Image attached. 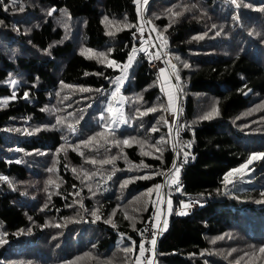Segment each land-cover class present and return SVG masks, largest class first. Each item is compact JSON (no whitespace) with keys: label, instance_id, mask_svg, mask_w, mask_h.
<instances>
[{"label":"trees","instance_id":"trees-1","mask_svg":"<svg viewBox=\"0 0 264 264\" xmlns=\"http://www.w3.org/2000/svg\"><path fill=\"white\" fill-rule=\"evenodd\" d=\"M142 1L0 5V264H138L174 161L151 58L128 61ZM145 9L177 70L181 145L193 143L154 264H264V0Z\"/></svg>","mask_w":264,"mask_h":264},{"label":"built area","instance_id":"built-area-1","mask_svg":"<svg viewBox=\"0 0 264 264\" xmlns=\"http://www.w3.org/2000/svg\"><path fill=\"white\" fill-rule=\"evenodd\" d=\"M141 26L137 29L141 30L143 28L147 29L149 27L151 30H153L155 27L152 28L153 23L151 20L147 17L146 14V5L141 4ZM152 23V25H151ZM137 31L135 33V40L134 44L131 48V52L128 57V61H131L136 55L144 54L151 58V61L149 63L150 67L154 71V73L157 75L159 80L162 78L164 83L166 82L165 75H167L171 82L173 83L176 92L179 93V85H178V75L177 70L174 64V60L172 56L169 53L168 47L166 46L165 39L160 34L159 37L163 39L164 42V51L162 52V55L160 58H157V52L156 47L153 44L152 39L150 38L149 34L146 33V35H143L140 39L137 40ZM157 31V30H156ZM158 32V31H157ZM118 80V86H119V93L121 91V88L124 86V80L120 77H117ZM180 96V95H179ZM121 97V95H120ZM179 97V107L177 111L170 112L171 110H167L166 112V119L170 125L172 135H173V141H174V161L169 168L168 172L164 176L163 183L160 186V195L158 196V204L157 207L144 227V229L140 232V242L141 245H143L142 248V255L138 259V264H154L155 258H156V251L158 247V241L161 237V234L164 233L170 224L171 214L167 212L168 206L167 203L170 200V196L168 194V190L170 188H176V191H181V188L184 186V180L181 177V172L183 170V164L180 162V156L182 155L181 152L184 153V151L188 152V157H192V150H193V143L191 141H187L186 145H181L183 142L184 134L186 132V127L183 123V102ZM124 116V101L122 107H120L117 111L115 108L114 113L111 116V119L109 121V128H113L116 123H119L120 120ZM193 130V129H191ZM187 149V150H186ZM178 169V171H177ZM164 198V204H163V213L162 211H159V205L163 203L160 202L161 197ZM187 205V207H185ZM198 207V200H192L190 202H186L181 204L179 207L176 208L175 213H186L191 212L192 210L196 209ZM171 210V209H170ZM169 210V211H170ZM152 241H155V243H152Z\"/></svg>","mask_w":264,"mask_h":264},{"label":"rangeland","instance_id":"rangeland-1","mask_svg":"<svg viewBox=\"0 0 264 264\" xmlns=\"http://www.w3.org/2000/svg\"><path fill=\"white\" fill-rule=\"evenodd\" d=\"M149 1L150 0H147V2L145 1L144 3H142V4H144L143 6L147 5ZM151 25H152V23H151ZM141 27H144V26L142 25ZM153 27L154 26H152V28ZM146 33L149 34L150 38L152 39L153 44L156 47L155 50L157 52V56L160 58L161 55H162V52L164 51V48H165L163 39L161 37H159L160 34L156 31L155 28L153 30H151L149 27H147V29L143 28V29L137 31V35H138L137 36V40L140 39L143 35H146ZM165 78H166V82L170 83V86L168 85V86L165 87L164 86L165 83H164L162 78L160 79V84H161V86H162V88H163V90H164V92H165V94L167 96L169 106L170 107H174V109L173 108H171V109L169 108L168 110H171L170 112H175V111H177V109L179 107V101L177 100V96H176L179 93L176 92L175 87H174L173 83L171 82V79L167 75H165ZM167 87H169V89ZM170 88H171V90H170ZM178 99H179V96H178ZM123 101H124L123 97L121 96L120 99H119V103L116 106V111L120 107H122ZM162 209H163V205L160 204L159 205V211H162ZM170 213H171V210H170ZM170 213H169V215H170ZM164 228L166 229L168 227L165 226Z\"/></svg>","mask_w":264,"mask_h":264},{"label":"snow or ice","instance_id":"snow-or-ice-1","mask_svg":"<svg viewBox=\"0 0 264 264\" xmlns=\"http://www.w3.org/2000/svg\"><path fill=\"white\" fill-rule=\"evenodd\" d=\"M15 2V0H13V3ZM146 2H147V0H146ZM4 3V0H0V5H2ZM49 15H51V12L49 13ZM157 58H159L158 56H157ZM185 67H187V65H185ZM119 89H117V91H118ZM110 111H111V109H110ZM149 111H155V109H149ZM205 118H208V117H205ZM123 122V121H122ZM57 123H59V120L57 121ZM72 130H74V129H72ZM100 135H102V133L100 134ZM94 139V138H93ZM125 145H127L128 144V141L127 140H125L124 142H123ZM257 157H255V156H253L252 157V159H256ZM105 162H107V161H105ZM251 161H249V163H250ZM247 165H245V167H246ZM50 171H51V169H50ZM177 171H178V169H177ZM229 175H231V174H229ZM125 183H127V182H125ZM185 207H187V205H185ZM93 215H95V213H93ZM152 243H155V241H152ZM141 248H143V245H141ZM261 252H264V249H261Z\"/></svg>","mask_w":264,"mask_h":264},{"label":"crops","instance_id":"crops-1","mask_svg":"<svg viewBox=\"0 0 264 264\" xmlns=\"http://www.w3.org/2000/svg\"><path fill=\"white\" fill-rule=\"evenodd\" d=\"M141 1H142V0H141ZM145 1H146V0L142 1V3L145 2ZM168 85L170 86V83L165 82L164 86L166 87V86H168ZM167 88L169 89V87H167ZM170 90H171V88H170ZM169 108H170V109H171V108L174 109V107H170V106H169ZM164 198H165L164 196L161 197L159 201L162 202V201L164 200ZM163 204H164V201H163L162 205H163ZM167 206H168L167 212L170 213V211H169V210H170V200L168 201ZM163 211H164V210H162V213H163Z\"/></svg>","mask_w":264,"mask_h":264},{"label":"bare ground","instance_id":"bare-ground-1","mask_svg":"<svg viewBox=\"0 0 264 264\" xmlns=\"http://www.w3.org/2000/svg\"><path fill=\"white\" fill-rule=\"evenodd\" d=\"M165 111V110H164ZM32 168V167H31ZM100 168V167H99ZM32 170V169H31ZM97 171V170H96ZM104 171V170H103ZM99 172V171H98ZM91 173H93V174H95V172L93 171V172H91ZM101 174V173H100ZM97 175H98V173H97ZM170 192V191H169ZM172 193V192H171ZM190 196V195H189ZM192 196V195H191ZM194 196V195H193ZM196 196V195H195ZM197 197V196H196ZM190 198V197H189ZM48 225V224H47ZM131 245H132V243H131ZM262 262V261H261Z\"/></svg>","mask_w":264,"mask_h":264},{"label":"water","instance_id":"water-1","mask_svg":"<svg viewBox=\"0 0 264 264\" xmlns=\"http://www.w3.org/2000/svg\"><path fill=\"white\" fill-rule=\"evenodd\" d=\"M184 154H185V155H188V152H187V151H184Z\"/></svg>","mask_w":264,"mask_h":264}]
</instances>
